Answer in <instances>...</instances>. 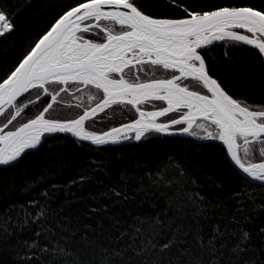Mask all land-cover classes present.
Here are the masks:
<instances>
[{
  "label": "trees",
  "instance_id": "1",
  "mask_svg": "<svg viewBox=\"0 0 264 264\" xmlns=\"http://www.w3.org/2000/svg\"><path fill=\"white\" fill-rule=\"evenodd\" d=\"M75 2L0 0V8L12 15L14 25L13 31L0 36V76L11 71L33 41ZM136 2L152 17L183 15L168 0ZM185 2L199 12L242 6L264 11V0ZM111 29L120 31L114 24ZM95 31L99 30L87 38L104 41L96 38ZM224 43H215L210 54L202 52L210 75L250 109L264 106V58L251 46L230 47L226 58ZM142 67L140 82L171 72L150 64ZM125 78L134 82L128 70ZM48 87L54 94L60 86ZM67 88L47 118L68 121L78 117L101 100H91L88 91L103 97L94 86L79 85L77 91V86L69 84ZM36 95L34 89L21 99L35 100ZM41 97L24 110L19 123L34 118L50 102ZM138 106L153 110L164 103L154 99ZM136 117L133 106L115 103L88 120L85 129L104 132ZM19 123L14 124L18 127ZM195 137L200 140L148 131L139 141L93 146L59 133L19 162L0 167V264H264V233L260 232L264 186L235 168L221 142ZM248 147V156L242 148L238 152L242 162L264 160L256 153L264 145ZM33 200L47 209L43 223L52 227L57 238L63 235L54 227L59 220L69 232L90 228V242L85 245L78 235L76 239L65 236L68 243H59L71 254L54 257L51 248L56 241L44 234L41 222L32 221L39 210L30 205ZM136 228L141 229L139 234ZM244 232L249 234L246 240ZM34 241L37 247H29ZM164 244L170 246L161 250ZM45 245L48 253L40 250Z\"/></svg>",
  "mask_w": 264,
  "mask_h": 264
},
{
  "label": "snow or ice",
  "instance_id": "2",
  "mask_svg": "<svg viewBox=\"0 0 264 264\" xmlns=\"http://www.w3.org/2000/svg\"><path fill=\"white\" fill-rule=\"evenodd\" d=\"M168 3L180 9L183 15L179 18H154L143 12V6H138L136 0H76L73 6H69L43 35L33 41L12 70L0 76V116L6 120L0 127V144L3 145L0 147V165L19 162L28 151L38 150L50 136L59 133L70 134L94 145H105L132 138L128 131L134 132V139L139 141L147 129L167 133L172 125L186 124L178 131L196 136L197 133L191 129L201 117L216 126L215 135L207 132L204 138L222 141L229 159L240 170L248 177L264 182V162L246 166L238 154L242 148L244 156H248L249 145H264V106L252 110L233 99L217 79L209 75L205 58L201 55V52L210 54L216 42L224 41L226 58L230 47L240 46H252L264 58V11L242 6L199 12L185 0H168ZM12 19L11 14L5 15L0 8V36L14 30ZM102 20L118 25L120 31L102 28ZM94 29L99 30L94 33L96 38L103 39L104 43H95L87 38ZM237 30H246L247 34ZM144 64L160 66L178 72V75H172L170 79L140 82ZM126 70L134 82L125 79ZM113 74L118 78H113ZM189 78L199 82L209 94L181 87L179 81ZM69 84L77 86V91L79 85L94 86L102 90L103 100L95 107L85 109L77 119L66 122L45 119V114L60 93L68 90ZM49 85L60 87L53 94L49 92ZM32 89L37 93L35 100L29 99L24 104L21 99L23 107H16L17 99L27 98L25 94ZM41 94L51 102L42 107L35 118L19 123L17 118L29 109V105L41 100ZM149 97L166 101L167 106L148 112L137 107L140 119L107 132H91L84 127L86 121L94 119L98 112L112 104L126 101L135 107ZM4 105L9 108L5 109ZM181 108L187 111L178 119L168 123L157 122L158 117ZM9 109H14V112ZM5 112H8L7 116ZM10 125L14 130L4 131ZM197 127L203 128L204 125ZM256 153L258 158L264 157V147H257ZM83 179L81 176L80 180ZM115 195L121 194L117 192ZM30 205L39 209L32 216L33 223L41 222L44 234L56 241L51 248L54 257L71 254L60 246V240L68 243L65 236L76 239L78 235L79 242L85 245L90 242V228L85 226L82 231L69 232L59 220L54 227L63 235L57 238L52 227L43 223L48 215L47 209L35 200L30 201ZM135 231L139 234L141 229L136 228ZM260 232L264 233V228ZM35 235L40 237L41 232L37 231ZM242 235L243 239H248L247 232ZM169 246L164 244L161 250ZM29 247L35 248L37 243L34 241ZM40 250L45 253L50 251L47 245Z\"/></svg>",
  "mask_w": 264,
  "mask_h": 264
},
{
  "label": "water",
  "instance_id": "3",
  "mask_svg": "<svg viewBox=\"0 0 264 264\" xmlns=\"http://www.w3.org/2000/svg\"><path fill=\"white\" fill-rule=\"evenodd\" d=\"M255 9V8H254ZM154 18H157V17H154ZM237 31H240L241 32V34H247L246 33V30H237ZM105 41H102L101 43H104ZM219 42V41H218ZM217 43V42H216ZM252 47V46H251ZM209 75H210V73H209ZM211 76V75H210ZM126 79V78H125ZM170 79V78H169ZM215 79V78H214ZM148 81H150V80H148ZM148 81H144V82H148ZM221 85V84H220ZM181 87H184V86H182L181 85ZM221 87H222V85H221ZM223 88V87H222ZM224 89V88H223ZM32 90H34V89H32ZM32 90H30V92L32 91ZM190 91H194V90H191V89H189ZM225 90V89H224ZM102 91V90H101ZM226 91V90H225ZM51 93V92H50ZM27 94V93H26ZM25 94V95H26ZM161 94H163V93H161ZM201 94H203V93H201ZM203 95H206V94H203ZM231 96V95H230ZM233 98V97H232ZM21 98H18L17 99V101L16 102H18L19 100H20ZM142 99V101H143V98H141ZM233 99H235V98H233ZM102 100H103V98H102ZM102 100H100L99 102H101ZM150 100H154L153 98H151V97H149L146 101H150ZM236 100V99H235ZM15 102V103H16ZM51 102V101H50ZM144 102V101H143ZM166 102V101H165ZM55 103V102H54ZM53 103V104H54ZM98 103V102H97ZM96 103V104H97ZM118 103H120V102H118ZM123 103H126V104H128L126 101L125 102H123ZM96 104H94L92 107H90V108H88V109H91V108H93V107H95L96 106ZM167 104V103H166ZM131 105V104H130ZM139 105V104H138ZM138 105H136L135 107L133 106V105H131V106H133V108L136 110V108L138 107ZM111 106V105H110ZM167 106V105H166ZM4 108L5 109H8L9 108V106L8 105H4ZM107 108H109V107H107ZM107 108H105V110L107 109ZM139 108V107H138ZM141 109V108H140ZM104 110V111H105ZM142 111H145V112H148L147 110H144V109H141ZM104 111H102V112H104ZM153 111H158V110H153ZM102 112H98V114H100V113H102ZM137 112V111H136ZM6 113V112H5ZM170 113H172V112H170ZM170 113H168V114H170ZM83 114V113H82ZM81 114V115H82ZM97 114V115H98ZM96 115V116H97ZM1 117L2 116H0V119H1ZM164 117V116H163ZM35 118V117H34ZM78 117H76V118H74V119H77ZM162 117H158L157 118V122L158 123H168V122H160L159 120L161 119ZM179 118V117H178ZM178 118H176V119H178ZM45 119H49V118H47L46 116H45ZM137 119H140V117H139V113L137 112V117L135 118V119H133V120H131V121H129V122H126V123H123V124H120V125H118V126H115V127H120L121 125H124V124H130V123H132L133 121H135V120H137ZM49 120H53V119H49ZM71 120H73V119H71ZM198 120H203V118H201V117H198L197 118V120H196V122L198 121ZM55 121H58V120H55ZM69 121V120H68ZM60 122H66V121H60ZM87 122V121H86ZM86 122H85V124H86ZM85 124H84V127H85ZM186 125V124H185ZM175 126H177V125H172V127L171 128H173V127H175ZM187 126V125H186ZM185 126V127H186ZM112 128H114V127H112ZM169 129V132H167V133H163V134H181V135H187V136H190V137H193L190 133H183V132H180V131H178V130H172V129ZM111 129V128H110ZM110 129H108V130H106V131H104V132H107V131H109ZM148 131H154V130H151V129H147V130H145V132H148ZM144 132V133H145ZM97 133H103V132H97ZM131 133H134V132H132V131H128L127 132V134H131ZM60 134H64V133H60ZM135 134V133H134ZM64 135H67V136H70V137H73V136H71L70 134H64ZM73 138H75V139H77L78 140V138H76V137H73ZM194 139H196V140H200V139H198V138H195L194 137ZM205 140H208V139H204V140H202V141H205ZM80 141V140H79ZM125 141H127V140H121V141H119L118 143H123V142H125ZM81 142H84V143H87V144H89V145H93V146H105V145H111V144H105V145H94V144H92L90 141H81ZM219 142H221L222 144H223V142L222 141H219ZM237 143H238V141H237ZM116 144V143H115ZM223 146H224V148H226V146L223 144ZM0 147H3V145L2 144H0ZM229 157V156H228ZM230 161L232 162V164L235 166V168L240 172V173H242L244 176H246L247 178H249L250 180H252V181H255V182H257V183H260V184H264V182H261V181H259V180H255V179H253V178H250V177H248L247 176V174L246 173H244L242 170H240L239 168H238V166L237 165H235L234 164V162L230 159ZM262 162H264V161H261V162H256V163H262ZM246 166H248V164H245ZM7 166H9V165H7ZM0 167H6L5 165H0Z\"/></svg>",
  "mask_w": 264,
  "mask_h": 264
},
{
  "label": "rangeland",
  "instance_id": "4",
  "mask_svg": "<svg viewBox=\"0 0 264 264\" xmlns=\"http://www.w3.org/2000/svg\"><path fill=\"white\" fill-rule=\"evenodd\" d=\"M89 23H91V22H89ZM100 24L101 25H103L104 26V28H110L111 29V23L110 22H107V21H104V20H102V21H100ZM172 74V73H171ZM154 79H165V77L164 76H158V77H155ZM151 80H153V79H151ZM63 93V92H62ZM62 93H60V94H62ZM88 94H90V96H89V98L91 99V100H93V99H97V98H101V100H102V98L103 97H101L100 96V94H98L97 93V95H95V94H93V93H91V91H88ZM57 100H58V97H57V99H56V101L55 102H57ZM23 103L24 104H27L28 103V100H25V101H23ZM163 103H164V106L163 107H166V102L165 101H163ZM16 104V107H23V104H21L20 102H16L15 103ZM62 105V104H61ZM139 107V106H138ZM163 107H161V108H163ZM161 108H157V109H153V110H160ZM144 110H147V111H153V110H148V109H144ZM9 111H13L14 112V109H9ZM171 114H173V112L172 113H170V114H167L166 116H164V117H162L160 120L161 121H164V120H166V121H169L170 119H172V118H174V117H176V116H172ZM8 115V112H6L5 113V116H7ZM22 115H23V113H22ZM46 115V114H45ZM19 118V117H18ZM17 118V119H18ZM3 123H6V120H5V117L4 116H2L1 117V119H0V127H3ZM14 123H16V122H14ZM199 124H203L204 125V127L203 128H200V127H197V125H199ZM17 125V124H16ZM184 127V125H178L177 127L175 126V127H173V128H171L172 130H179V129H181V128H183ZM8 130H14L13 128H12V126H9V128L8 129H4V131H8ZM191 131H194V132H196L197 133V135H200V136H204V137H206V135H207V132H212L214 135H215V133H216V129L213 127V126H211V125H208V123L207 122H205V121H199V122H197L194 126H193V128L191 129ZM154 132H156V131H154ZM147 132H145L144 134H143V136L146 134ZM162 134V133H161ZM130 137H132V138H130V139H132V140H134L135 141V139H134V135L133 136H131L130 134H128ZM193 136V135H192ZM193 137H195V136H193ZM196 138V137H195ZM130 139H128V140H130ZM123 140V139H122ZM208 140H211V139H208ZM217 141H219V140H217ZM238 144H239V142H238ZM262 161H264V160H262ZM259 162H261V161H259ZM256 163V162H255Z\"/></svg>",
  "mask_w": 264,
  "mask_h": 264
},
{
  "label": "flooded vegetation",
  "instance_id": "5",
  "mask_svg": "<svg viewBox=\"0 0 264 264\" xmlns=\"http://www.w3.org/2000/svg\"><path fill=\"white\" fill-rule=\"evenodd\" d=\"M201 55H202V52H201ZM203 56V55H202ZM172 73V74H171ZM172 75H178V72H174V71H172L171 70V72L169 73V75L167 76V77H165V75H164V77H165V79H169V78H171V76ZM113 78H118V76L116 75V74H113ZM179 83L182 85V86H187L189 89H191V90H194V91H199V92H201V93H203V94H206V95H208L209 93H207V91L206 90H204L200 85H199V82H197V81H194V80H192L191 78H189L188 80H181V81H179ZM185 111H187V109H184V108H181L179 111H174L173 113H176V117H174V118H172V119H176V118H178V117H180V115L183 113V112H185ZM172 119H170V120H172ZM169 120V121H170ZM160 122H169V121H166V120H164V121H161V120H159ZM199 121H205V120H198L197 122H199ZM196 122V123H197ZM210 122V121H209ZM195 123V124H196ZM194 124V125H195ZM182 125H184V127L186 126L185 124H182ZM193 125V126H194ZM178 126V125H177ZM176 126V127H177Z\"/></svg>",
  "mask_w": 264,
  "mask_h": 264
}]
</instances>
